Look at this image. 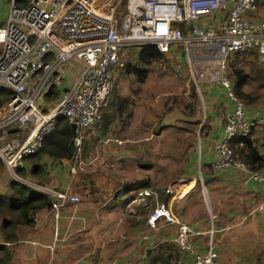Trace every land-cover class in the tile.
Returning <instances> with one entry per match:
<instances>
[{"label":"built area","instance_id":"2783aa9c","mask_svg":"<svg viewBox=\"0 0 264 264\" xmlns=\"http://www.w3.org/2000/svg\"><path fill=\"white\" fill-rule=\"evenodd\" d=\"M259 1L264 0H126V13L117 18L114 3L98 0H0L7 6L0 22V91H10L8 96L0 94V160L14 179L51 196L56 214L64 203L77 202L79 196L68 188L24 179L18 169L29 167L26 157L56 129L59 116L77 125L71 172L96 159L93 154L84 156L86 133L99 144H122L123 140L99 132L112 70L123 64L121 51L127 45L153 43L161 52L184 59L188 78L199 93L200 81L215 82L233 101L224 115L223 135L212 144L213 165L236 167L253 181H263L264 165L250 169L232 144L233 136L249 135L259 120L247 117L246 102L235 94L229 70L230 58L237 52H250L264 61ZM55 86L62 91L47 107L44 97ZM23 128H28L24 140L7 136ZM155 193L140 188L127 195L142 202ZM159 218L175 224L173 241L180 254L191 255L188 264H225L218 259L212 225L201 250L192 244L194 228L156 199L146 220L156 227ZM175 264H183L182 256Z\"/></svg>","mask_w":264,"mask_h":264},{"label":"crops","instance_id":"0c3cea01","mask_svg":"<svg viewBox=\"0 0 264 264\" xmlns=\"http://www.w3.org/2000/svg\"><path fill=\"white\" fill-rule=\"evenodd\" d=\"M2 6L6 8V3L2 2L0 9ZM2 21L3 18L0 22ZM199 85L204 88L210 101L202 122L206 125L199 135L203 145L200 143L199 148L196 141L195 145L191 141V146H185V153L183 149L185 168L179 170L185 174L184 181L178 183L173 194L166 190L168 193H164L165 203L175 216L194 228L191 240L195 249L206 248L212 225L215 230L211 238L215 242L220 261L225 264H264V180L253 181V187H250L246 183L248 174L245 171L236 167L221 169L213 165L212 144L223 135L224 115L233 107V101L228 96L218 101L216 94L225 93L219 83L200 81ZM246 112L249 119L259 120L249 136L264 157V107L247 104ZM102 145L108 147L107 144ZM128 154L126 152V157H123L125 160L128 159ZM97 159L98 156L94 162ZM40 162L47 172L48 184L54 182L58 188H69L73 194L80 191L82 186H88L86 192L89 198L81 202L80 199L77 202H66L58 209L57 214L52 208L36 213V220L32 225L21 226L18 238L20 245L16 249L19 262L175 264L176 259L182 256L183 264H188L191 255L180 254L173 241L175 224L163 218L157 220L156 227L148 224L146 219L153 206V198L157 196V189L161 186L154 179L143 177L141 170L135 179L147 178L151 188H146L156 193L147 195L142 202L128 203V200H123L126 195L121 196L119 193L120 184L117 186L115 183V179H118L116 175L119 174V178H122L123 174L102 173L95 168L82 173L79 170L71 172L68 170V163L47 153L41 156ZM147 163L149 161L144 163L140 160L141 166ZM197 167L201 168V172L195 169ZM6 170L12 175L7 168ZM197 173L205 178L206 184L202 179L204 189L197 182ZM5 178L6 171L3 174L1 172L0 192L9 190ZM127 181L132 180L125 182ZM131 203L136 210L133 219L128 216ZM254 210L261 215L256 217L254 213L255 218L250 217ZM14 243H9L13 258L16 248ZM48 245L50 249L47 248ZM138 250L139 254L136 253ZM155 252L158 253L155 255Z\"/></svg>","mask_w":264,"mask_h":264},{"label":"rangeland","instance_id":"374dc122","mask_svg":"<svg viewBox=\"0 0 264 264\" xmlns=\"http://www.w3.org/2000/svg\"><path fill=\"white\" fill-rule=\"evenodd\" d=\"M98 1L105 5L114 3L118 10L117 18L126 13V4L123 5L121 3L122 0ZM259 9V15L264 17V1H259ZM6 12L7 6L6 8L2 6L0 9V21L4 18ZM139 49L140 46L133 44L127 45L121 51L123 64L115 66L112 70L109 100L103 110L102 121L99 123L100 134L111 138H119L123 140V143L118 144L111 141V143L107 144V147L97 143V139L91 133H86L84 137V156L87 157L93 154L98 156V159L94 163H86L84 168L79 169V171L82 173L95 168L102 173L123 174L122 178H119V174L116 175L117 180L114 178L117 186L120 184L122 187L126 180H134L136 174H139L141 170L143 177L154 179L161 186L158 188H164L169 194H173L178 188V183L184 181L183 177L185 174L179 169L185 168L183 166L185 148L187 149V147L192 145L191 141H193L194 145L196 141L199 148L200 143L203 145L199 136L201 135L200 124L205 119L204 111L206 107L208 109L210 105L209 96L200 85V93L197 91L195 83L188 78L185 61L181 56L174 57L171 53L166 52L164 56L152 59L149 64L143 65L137 63ZM244 54H240L242 56L240 57L239 55L235 60L230 59L229 69L238 68L243 74H246L241 90L254 97L252 103H247L244 100L246 105H258L263 108L264 61H258L250 52H244ZM128 63L148 68L145 79L142 81L138 80L135 73L129 72L127 70ZM66 80L65 78L62 83L66 82ZM61 91L56 86L51 88L50 92L44 97L45 106L48 107L57 102ZM226 96V92L224 94H216V97H219L218 101L223 100ZM106 114L112 116V119L107 130L103 131V119ZM27 132L28 128L11 130L7 133V136H13L18 141H22L26 137ZM126 152L129 154L127 155L128 159L125 160L123 157H126ZM43 154H40V158ZM139 159L144 163L149 161V164L141 166ZM25 162L30 166L28 159H25ZM64 162L68 163L69 166L73 164L71 159L66 160L64 158ZM195 169L201 172V168L197 167ZM5 171L7 173L6 182L10 178H15L8 173L3 165L0 168V173L2 172L3 174ZM17 174L38 184L47 183L49 186L58 188L54 182L48 184L49 179L46 177V170L40 175H33L28 169ZM165 176L166 178H164ZM202 179L204 182L205 178H203V175L197 173V182L200 188L204 189ZM87 189L88 186H82L81 190L76 192L80 199L79 202L89 198L87 197ZM68 190L70 189L68 188ZM156 199L157 196L153 198L154 201ZM164 199L165 197L163 196L160 201L165 202ZM123 200H128V203L134 202L130 195H126ZM232 202L233 200H231ZM131 204L132 207L128 208V216L133 219L135 218L134 212L136 210L133 209L134 204ZM148 209H150V204ZM254 213L256 217L261 215L254 210L250 217L255 218ZM14 244L16 246L14 248V258L10 264H22L17 259L18 251L16 249L20 245L18 239ZM47 248L50 249V246L48 245ZM261 249L262 247L258 249L259 252ZM136 253L139 254V250ZM157 253L155 252L154 254L156 255ZM256 264L260 263L256 262Z\"/></svg>","mask_w":264,"mask_h":264},{"label":"trees","instance_id":"16d2710c","mask_svg":"<svg viewBox=\"0 0 264 264\" xmlns=\"http://www.w3.org/2000/svg\"><path fill=\"white\" fill-rule=\"evenodd\" d=\"M125 2L126 0L121 1L123 5L126 4ZM117 12L118 10H116V14ZM240 54H244V52H237L230 59L235 60ZM162 56H164V53L161 52L155 44L149 43L140 47L138 50L137 63L147 65L152 59L160 58ZM241 56L242 55H240V57ZM127 70L135 73L137 79L142 81L147 75L148 68L128 63ZM229 70L235 94L243 100H246L247 103H252L254 97L241 90L242 84L245 81L244 76H246V74H243L238 68H232ZM48 92H50V90ZM0 94L8 96L10 95V91L7 88H2ZM2 100L3 98L0 97V102ZM103 114L104 111L102 117ZM111 119L112 116L109 114L104 116L103 131L107 130ZM205 125V122L201 124L200 133ZM71 135L68 119L65 116H59L56 119V129L46 136L42 146L37 152H35V154L32 153L26 158L30 161L28 170L33 175H40L44 172L45 167L40 162L41 153H47L48 155L57 157L63 161L67 155V144ZM232 144L238 150L240 157L250 169H259L264 165V157L260 154L257 145L249 135L233 136ZM2 166L3 162L0 160V168ZM24 170L25 168L23 167L18 169L19 172H23ZM150 185V181L147 178L135 179L125 182L119 193L121 196H124L130 192L137 191V189L149 187ZM8 187V191L0 192V264H10L13 259V250L9 246V243L16 242L19 238V228L21 226L33 224L36 213L47 211L51 208L52 199L51 196L43 191L37 190L14 178L8 180ZM157 191V199L160 201L164 196L166 189L158 188Z\"/></svg>","mask_w":264,"mask_h":264},{"label":"water","instance_id":"95a60500","mask_svg":"<svg viewBox=\"0 0 264 264\" xmlns=\"http://www.w3.org/2000/svg\"><path fill=\"white\" fill-rule=\"evenodd\" d=\"M70 130H71V138L67 144V155H66V160H69L72 158L75 150V137L77 133V125L74 121L69 122ZM246 183L248 186L253 187V179L251 177H248L246 179Z\"/></svg>","mask_w":264,"mask_h":264}]
</instances>
